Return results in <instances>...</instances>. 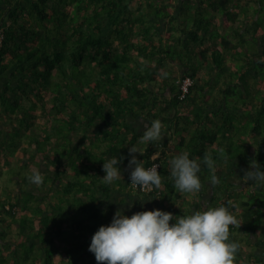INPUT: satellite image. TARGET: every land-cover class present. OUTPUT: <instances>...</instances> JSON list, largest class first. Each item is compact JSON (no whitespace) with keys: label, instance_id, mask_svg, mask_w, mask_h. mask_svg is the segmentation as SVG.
<instances>
[{"label":"trees","instance_id":"obj_1","mask_svg":"<svg viewBox=\"0 0 264 264\" xmlns=\"http://www.w3.org/2000/svg\"><path fill=\"white\" fill-rule=\"evenodd\" d=\"M0 31V173L15 167L4 160L15 154L26 158L17 164L28 169L0 190V264H61L59 243L68 264L98 263L89 251L91 237L113 215L82 204L68 213L57 193L43 206L28 177L43 162L58 166L61 158L76 169L85 136L70 146L69 134L133 106L146 108L148 86L175 79L172 67L193 84L184 100L174 95L168 105L192 104L185 122L193 158L207 154L215 161L214 170L202 166L198 173L210 182L203 208L225 206L236 218L229 226V239L238 244L233 264H264V182L242 178L252 160L264 170V0H0ZM9 68L14 74L8 79L3 71ZM162 158L156 159L161 186L134 192L174 216L190 214L175 207L182 195L168 181L170 166ZM212 175L219 183H211ZM79 210L85 216H74Z\"/></svg>","mask_w":264,"mask_h":264},{"label":"clouds","instance_id":"obj_2","mask_svg":"<svg viewBox=\"0 0 264 264\" xmlns=\"http://www.w3.org/2000/svg\"><path fill=\"white\" fill-rule=\"evenodd\" d=\"M180 77L174 79L176 92L175 81ZM161 129L159 119L151 120L140 141L158 140ZM135 153L138 149L132 145L127 157H108L103 161L105 175L100 179L108 184L120 179L119 165L127 159V167L131 169L130 184L159 188L161 174L157 168H145ZM169 164L174 186L181 192L195 193L201 188L198 173L202 166L214 170L215 161L207 154L190 158L188 152L182 151L171 157ZM258 165L255 160L250 161V168L244 171L242 178L264 182V170ZM42 176L40 169H34L28 179L39 185ZM211 183H219L216 175L211 176ZM236 222L225 206H207L181 216L161 209L137 211L128 216L123 208H117L111 222L101 225L92 235L89 251L98 264H233L238 244L229 239V226Z\"/></svg>","mask_w":264,"mask_h":264},{"label":"crops","instance_id":"obj_3","mask_svg":"<svg viewBox=\"0 0 264 264\" xmlns=\"http://www.w3.org/2000/svg\"><path fill=\"white\" fill-rule=\"evenodd\" d=\"M172 71H174L177 76L181 74L179 67H172ZM215 73L216 70L212 73L213 78ZM13 74L14 72L10 68L3 71V76L8 79ZM200 75L202 76L201 78H205V68H201ZM170 81H166L161 87L148 86L152 95H149V100L144 103L146 108L133 106L130 112L118 118L106 119L105 121H93L86 132L79 128L76 129L75 132L70 133L68 136L69 142L71 143L70 146L80 142V139L85 136V141L80 146L81 149L79 152L82 157L80 156L81 158L78 157L73 160L77 166L76 169H72L69 166L71 165L69 163L70 161L65 158L60 159L58 166L52 163H47L46 165L43 162L45 161L43 160L44 157L42 160L36 159L39 164L43 162V164H40V170L43 173V182L39 185L40 191H38V185H35L38 189L34 188V184L32 185V191L40 193L42 205L44 206L46 201V204H50L54 195L57 193V197L61 198L60 201H65V211L72 214L73 210L71 205L75 206L73 209H77V206L81 204L98 207L101 216L104 214L107 216L114 215L117 208H123L124 214L128 216H131L134 212L143 210L161 209L166 211L163 209L164 205H159L157 203L158 201H155L156 199L149 195L136 193L127 187V181L131 171V169L127 167V159L124 160L123 164L119 165L121 168L120 179L108 184L100 178L105 175L102 169L103 161L114 155L117 157L122 155L127 157L128 149L132 145L137 147L138 153L134 155H136L138 160L142 161L144 167L147 165L146 152H151V157H163L162 161L164 164H169L171 157L182 151L188 152L190 158L194 157L195 149L193 147V142L190 141L192 138L191 132L188 129V123L185 122V118L192 104H189L188 108H184L182 105H177L176 107L168 105L169 103L167 101H169L176 92L174 81L172 84H170ZM129 100L133 101L128 98L127 105H130ZM150 100H152V102ZM107 104L108 102L104 104V112L109 115L111 106ZM47 105L50 107V99ZM117 113H119V111H117ZM174 115H177L178 118H173ZM153 119H159L162 122L161 137L156 141L141 142L140 136L145 127ZM107 133L113 136L110 135L106 138V135H108ZM84 151L89 154H84ZM52 154V150L47 148V155L50 156V159L52 158ZM86 157L88 158L83 160V158ZM203 171H205V169L202 167L199 173L203 174ZM168 177V181H172L170 173ZM209 185V181H206V183L201 181V188L195 193L181 192L177 189L182 197L176 200L175 207L178 210L181 208L183 211L189 208L192 212L194 211L193 207L200 204L202 209L204 205L206 206V204H209L208 198L210 190L207 189ZM204 189H207V191L201 194V191ZM130 205L131 207H129ZM77 215L85 216L82 210L76 211L74 216ZM111 219L112 216H110L106 222L109 224ZM67 224L69 223L66 222L63 227L65 228ZM250 240L252 243H255V240ZM58 245L59 263H70L68 257L65 256L63 244L59 243ZM241 247L245 251L250 250L248 246V249H245L244 246ZM90 259L91 258L85 261H76L73 262V264H93Z\"/></svg>","mask_w":264,"mask_h":264},{"label":"rangeland","instance_id":"obj_4","mask_svg":"<svg viewBox=\"0 0 264 264\" xmlns=\"http://www.w3.org/2000/svg\"><path fill=\"white\" fill-rule=\"evenodd\" d=\"M200 51H203L202 49L200 50ZM208 63V62H207ZM170 64H167V66H169ZM171 66V65H170ZM206 66V64L204 65V67ZM169 81L170 80H173L174 81V79L173 78H169L168 79ZM173 81H170V84H172L173 83ZM228 99V98H227ZM228 101V100H227ZM228 102H231V101H228ZM228 104V103H227ZM0 138H2V136H0ZM95 141V140H94ZM15 159H13V158H10V159H8V157H4V160L5 161H8L9 163H10V165H11V167H13V166H15L12 170H10L9 168H5L4 166H3V171H4V174H3V176L1 175V173H0V190H1V192H2V189L3 188H6V189H9V187L10 186H12V185H14L15 184V181H16V176L19 174V176L20 177H22L23 178V176H24V174H26V171H28V169H27V164L24 166V165H18L19 163H21V164H24L23 163V161H25L26 160V158L24 157V156H22V158H20L19 160H17L18 158H17V156H16V154L13 156ZM17 160V161H16ZM40 160V159H39ZM18 163V164H17ZM9 170H10V172H9ZM2 171V172H3ZM238 184V183H237ZM5 192V190L2 192V193H4ZM58 201V203L60 202V200H57ZM250 239H251V237H250ZM249 239V240H250ZM243 246H244V248L245 249H248L247 248V245L245 244V243H243Z\"/></svg>","mask_w":264,"mask_h":264},{"label":"built area","instance_id":"obj_5","mask_svg":"<svg viewBox=\"0 0 264 264\" xmlns=\"http://www.w3.org/2000/svg\"><path fill=\"white\" fill-rule=\"evenodd\" d=\"M3 34L2 31H0V43L2 41ZM177 92H176V98L180 101L184 100L186 98V95L188 94L190 86L193 84V79L190 76H183L178 78L175 81ZM157 156H152L150 163L145 166V168H149L152 166H155L157 170H159L160 164L156 160ZM127 186L132 191H137L139 193H150L153 190V187H138L135 185L130 184V180L127 181Z\"/></svg>","mask_w":264,"mask_h":264}]
</instances>
